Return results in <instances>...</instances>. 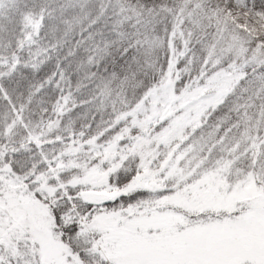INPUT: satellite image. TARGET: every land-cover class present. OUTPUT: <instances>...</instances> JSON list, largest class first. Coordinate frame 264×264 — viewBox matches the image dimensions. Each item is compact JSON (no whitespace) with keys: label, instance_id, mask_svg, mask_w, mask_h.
I'll use <instances>...</instances> for the list:
<instances>
[{"label":"snow or ice","instance_id":"snow-or-ice-1","mask_svg":"<svg viewBox=\"0 0 264 264\" xmlns=\"http://www.w3.org/2000/svg\"><path fill=\"white\" fill-rule=\"evenodd\" d=\"M0 264H264V0H0Z\"/></svg>","mask_w":264,"mask_h":264}]
</instances>
